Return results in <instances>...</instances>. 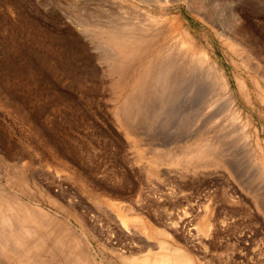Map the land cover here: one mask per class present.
I'll use <instances>...</instances> for the list:
<instances>
[{
    "label": "rangeland",
    "instance_id": "obj_1",
    "mask_svg": "<svg viewBox=\"0 0 264 264\" xmlns=\"http://www.w3.org/2000/svg\"><path fill=\"white\" fill-rule=\"evenodd\" d=\"M110 18L132 25L153 19L150 30L165 48L164 71L136 97L128 128L115 119L117 75L106 68L115 50L95 31ZM185 38L218 63L241 114L204 67L187 70L196 55ZM205 135L224 166L172 165L163 157ZM158 152L162 160L149 172ZM19 169L28 177L21 191L9 181ZM0 184L76 223L98 264L148 253L130 254L138 236L122 237L119 220H109L117 214L112 202L143 216L153 229V244L142 235L145 244L182 247L197 264H264V0H0ZM203 209L212 222L205 232L198 226Z\"/></svg>",
    "mask_w": 264,
    "mask_h": 264
},
{
    "label": "bare ground",
    "instance_id": "obj_2",
    "mask_svg": "<svg viewBox=\"0 0 264 264\" xmlns=\"http://www.w3.org/2000/svg\"><path fill=\"white\" fill-rule=\"evenodd\" d=\"M134 10L135 12L137 11L136 9ZM113 16L114 15H112V19ZM117 17L116 15L114 16V18ZM93 18L89 19L91 20L90 22H92ZM87 20L85 22L89 23V20L88 21ZM106 21H110V23L108 22V24H106L105 23ZM106 21L105 20L103 22L100 21L102 23L98 22L100 24L98 23L95 24V22L93 23L95 24V27L97 29L95 30L97 36L99 38H103L106 40V43L110 45V46L108 45L109 49L110 47H112L115 50V52L114 51L111 52L112 53L111 56L107 53L110 58L107 59L108 62L106 68L108 72L113 73L112 76L117 75V79H114L112 82L113 88L111 85V88L114 89L115 91L114 92L116 97L115 102H117L115 105L114 114L116 117L115 118L116 121H118L121 126L126 128L127 126H129L128 122L129 121L131 122V119L136 117V113L138 112L135 103L136 97L142 94L143 92H145V90H147L149 86L148 81L153 76L157 77L156 75H158V73L164 71V67H163L164 63L161 62L162 59L160 57V51L164 47L161 49L162 45L160 46L157 42L158 35L150 30V28H152V25H154L155 22L153 19L152 21H150V23L141 22L136 25L134 23H133L134 25L128 24L129 21L122 23L121 22L117 23L116 21V23L114 22L112 23L111 18L110 20L107 19ZM189 40L186 41L185 38L183 45L189 50V52L193 53V55L195 54L196 58L192 59L191 62H189L190 58L188 59V62L190 64L187 62V64H189L187 65L188 66L187 70L196 71L197 70L196 68H198L199 71L200 70L199 67H201L202 70L204 67L205 68L204 72H206L207 76H210V80L212 79V77L216 79L219 85L218 87L222 89L223 93L227 95L226 101H228L229 103L227 104L230 105V107L234 112L241 114L239 102L236 100L235 97L236 95L234 96L233 94V91L231 89L232 86L230 87V83L228 78L226 77V74L222 71L218 63L215 62L213 59H211V57L207 54V52H204L203 48L201 47L196 48L195 44L191 40L190 41ZM167 42L169 41L167 40ZM163 46L165 45L163 44ZM185 49L183 48V51ZM190 55L191 54L189 53V56ZM199 73H200L199 75L201 76L202 72L200 71ZM205 78L207 77L205 76ZM208 79L209 78H207V80ZM204 80L205 79H203V81ZM241 86L242 85L240 84V90L242 91L243 94H245V90H243ZM201 134L203 135V133ZM211 136L213 137L212 134ZM206 137L201 136L195 142L187 145L185 144L186 145L185 148L182 146L184 144L180 145L181 148L179 149H181V151L179 152L181 153H175L174 151L173 154V153H169L168 151L170 150H168L167 151L168 156L163 155V157L164 158L165 156L167 157L165 160L169 158L170 163L172 165L174 164L177 165V163L179 164L181 163L183 166L184 163L189 164L191 161L194 160L196 161V163L197 161H201V164L203 161H207L210 163L212 167L213 164L223 165L224 161L226 160L218 152L216 153V151L218 150L216 149L217 145L215 146L213 142L215 139L211 140L212 138L210 136L209 137L211 139L208 137L207 139ZM176 152H178V150ZM159 154L160 152H158V154L154 153L152 156L150 155L151 157L146 163L149 172H152L153 169L156 168V165H158L161 162L162 159L160 155L163 154V151L160 155ZM140 157L143 156L141 155ZM188 164L185 165V168L187 167ZM25 169L28 170V168L24 167V170ZM25 176L26 175H24V172L19 169L9 174V181L11 182L12 185L15 184L17 187H19L21 191V189H26V187H28L27 186L28 177ZM107 199L106 200L100 199V200H103L101 202L105 203ZM25 200L21 199L19 195L14 193V191L12 192V190L9 187L0 184V264H98V261L96 259L97 254L95 256L94 254L95 249L93 248L95 245H93L92 240H90L89 237L86 236V234L83 231L81 232L76 229L77 227L74 225L76 223L72 224L68 220L58 216L57 213L56 215H54V213L50 214L45 210L41 209L37 203L36 205L33 202L31 203V201L28 202L29 201L28 199H27L28 201ZM50 201L54 205H58L56 204V202L52 200ZM111 204L114 207V209L117 211V214H114V216L112 213H111L112 215L109 214L110 217L109 220L118 219L120 221V222L117 221L118 222L117 225L120 230L119 232L122 233V237L125 238V236L126 237L128 236V239H130L131 237L132 239H134L133 238L134 236L136 235L138 236V239H134V241L137 240V242L139 243V246H137L138 250H136L135 248L134 250L136 251L129 250L130 254L136 255L138 253L144 252L145 250L148 251V253H146L145 255L143 254L142 256L137 255L138 257H135L132 260H129L125 256L121 257L120 255L121 258L120 260L122 264H197L198 263V261H196L187 251L181 249L182 247H177L173 244L170 245V243L168 245L162 243H156L157 247L159 248L156 249L155 247L156 244L150 245L153 244L152 242H150L153 240L149 241L148 239H150L149 237H151L150 235L153 229L148 225L147 222L143 220V216H140L139 214L133 215L132 211H131L132 214H129L120 206L118 207L117 203L112 202ZM106 209L108 210L107 207ZM205 209H208V207L207 208L205 207ZM205 209L202 210V215L200 216L199 225H198L199 229H201L202 232L207 231L209 229V225L212 224V222L209 219L210 218L209 213ZM73 210L74 208L72 209V211ZM67 211H71V210L69 209L67 210L66 208V212ZM74 211L72 214L74 216H77L75 214H77L78 212L76 213ZM73 215L70 214L69 216L73 217ZM80 215L81 213H79V216ZM83 217L82 218L75 217L76 219L75 221L77 222L79 221L80 223H82L81 225L85 224L88 226L89 221L85 219V221L86 220L88 221V223L86 224L83 220ZM209 221L211 222V224L209 223ZM114 222L116 223V221ZM130 223H133V226H131ZM82 229H84L83 226ZM165 231L168 232V230L166 229ZM161 232H162V228H161ZM163 233L165 234V232H162V234ZM142 235H144L146 238L148 237L147 240L149 241L150 244L149 243L145 244V242L141 240ZM169 236H171L170 233ZM93 238H92L93 241L97 240L96 242H98L100 247L102 245V249L104 246L105 248H107L106 250L108 249L111 250L113 248L110 244L106 245V243L102 241L103 239H99L100 237L98 238L93 237ZM146 238H144V240ZM167 242L168 241H166L165 243ZM119 249L120 248L116 249V246L113 248V250L115 251L117 250L116 253L119 252V254H121L120 251H118ZM104 259L106 260V258ZM109 262L110 260L108 261V263Z\"/></svg>",
    "mask_w": 264,
    "mask_h": 264
}]
</instances>
